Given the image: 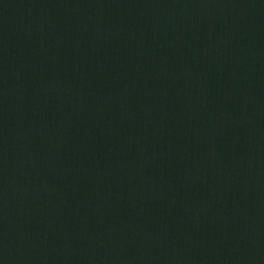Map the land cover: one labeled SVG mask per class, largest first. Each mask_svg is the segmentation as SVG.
<instances>
[{
	"label": "water",
	"instance_id": "1",
	"mask_svg": "<svg viewBox=\"0 0 264 264\" xmlns=\"http://www.w3.org/2000/svg\"><path fill=\"white\" fill-rule=\"evenodd\" d=\"M0 264H264V0H0Z\"/></svg>",
	"mask_w": 264,
	"mask_h": 264
}]
</instances>
